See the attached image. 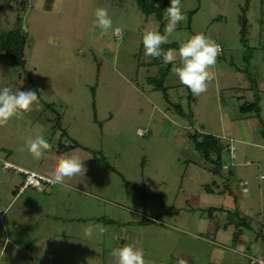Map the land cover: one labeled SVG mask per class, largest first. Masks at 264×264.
Segmentation results:
<instances>
[{
  "label": "rangeland",
  "instance_id": "rangeland-1",
  "mask_svg": "<svg viewBox=\"0 0 264 264\" xmlns=\"http://www.w3.org/2000/svg\"><path fill=\"white\" fill-rule=\"evenodd\" d=\"M20 1L0 0V32L16 16L25 32L24 65L0 59V89L36 91L38 106L0 127V264H115L111 249L126 243L147 264L264 261V0L248 1L243 42L245 0H181L187 18L162 45L177 53L175 66L180 43L196 33L220 45L215 79L191 99L173 64L144 56L143 32L163 34L167 22L159 29L135 0H45L43 8L26 0L24 10ZM97 7L108 9L107 32L90 31ZM164 71L166 98L154 88ZM255 99L257 116L239 111ZM195 133L214 136L218 155L203 159ZM37 135L51 145L39 160L25 143ZM73 151L91 154L83 178L21 191L16 168L50 178L57 158ZM238 231L248 247L229 251ZM53 236V247L39 249Z\"/></svg>",
  "mask_w": 264,
  "mask_h": 264
},
{
  "label": "clouds",
  "instance_id": "clouds-1",
  "mask_svg": "<svg viewBox=\"0 0 264 264\" xmlns=\"http://www.w3.org/2000/svg\"><path fill=\"white\" fill-rule=\"evenodd\" d=\"M44 2L45 0H37L35 6L43 8ZM56 10L59 11V9ZM94 16L95 20L90 31L99 28L102 32H107L112 29L113 22L107 8L97 7ZM163 18L167 22L163 34L158 29L143 32L144 56L146 58H162L165 65L173 64L172 72L178 77L180 83L191 91L193 96L205 93L208 84L216 76L212 69L217 63L220 45L204 33H196L185 42L180 43L178 55L181 63L180 66H175L177 53L172 49L164 51L162 45L172 42L170 37H172L177 26L187 18L182 11L181 0H170L163 11ZM48 43L57 46V38L49 36ZM34 104L38 106L36 91L17 90L13 92L8 87L0 89V127L6 126L14 117L22 119L26 112L32 110ZM25 143L27 150L36 160L43 158L45 151L51 147L42 135H37L34 139H28ZM23 150L24 147L22 146L20 151ZM90 155L81 157L75 151L60 155L50 171V183L64 184L65 178H83L87 171L83 161L89 158ZM259 179L264 181V175H261ZM96 230L101 235L107 231L103 225H96ZM92 232L93 228L91 226L85 229V235L88 237L92 236ZM110 256L115 259V264H147L143 250L131 243L112 248ZM177 264H187V261L178 258Z\"/></svg>",
  "mask_w": 264,
  "mask_h": 264
},
{
  "label": "trees",
  "instance_id": "trees-1",
  "mask_svg": "<svg viewBox=\"0 0 264 264\" xmlns=\"http://www.w3.org/2000/svg\"><path fill=\"white\" fill-rule=\"evenodd\" d=\"M248 1L249 0H245L244 6L241 7L242 26L239 30V33H240V39L242 42L245 41L244 34H245L246 20H245L244 11L246 9ZM156 2L157 0H135V3L137 7L139 8V10L145 15L152 13L155 19L158 21V25H159L158 28L162 29L166 22L163 18V11L168 6L169 2L167 0H164L162 4H156ZM19 3L20 5H24L23 7V10H24L25 5H26V0H21ZM3 7H7L8 9L12 8L11 5H5ZM193 11L195 10L190 11V13H192ZM20 25H21V21L19 19V16H16L14 26L9 29L1 30L0 32V59L8 66L23 67L24 65L22 54H23L24 43H25V32H24V29ZM170 45H173V43ZM164 75H165V71L161 73V76L159 77L158 81L154 84V88L156 90L162 91L163 96L166 98V88L162 85ZM150 79H154V78H150ZM186 89H187V96L189 97V99H191L192 98L191 91L187 87ZM239 111L242 114L254 113L257 116L259 114V106L257 104V100L255 99L254 102H249V103L241 105L239 107ZM61 133L65 135L64 131H62ZM146 133H147V130H146ZM189 138L191 140L193 139L192 140L193 148L201 153V155L203 156V159L209 160L211 151L216 152V154L218 155L220 146L217 145L216 140L214 139V136L209 135V136H206L203 140H197L196 133H195V134L189 135ZM71 145L76 146L77 143L72 142ZM208 211L209 213H211L213 211V208H209ZM235 236L236 234H234L233 237Z\"/></svg>",
  "mask_w": 264,
  "mask_h": 264
},
{
  "label": "built area",
  "instance_id": "built-area-1",
  "mask_svg": "<svg viewBox=\"0 0 264 264\" xmlns=\"http://www.w3.org/2000/svg\"><path fill=\"white\" fill-rule=\"evenodd\" d=\"M145 133H146V130L144 129L137 130V134L144 135ZM16 169L24 175L22 178L21 186H20L21 191H23L24 189L28 187L40 189L42 188V185H41L42 183L43 184L50 183V178L47 176L41 175L31 170H25L22 168H16ZM249 263L250 264H264V261L257 259V258L250 257Z\"/></svg>",
  "mask_w": 264,
  "mask_h": 264
},
{
  "label": "crops",
  "instance_id": "crops-1",
  "mask_svg": "<svg viewBox=\"0 0 264 264\" xmlns=\"http://www.w3.org/2000/svg\"><path fill=\"white\" fill-rule=\"evenodd\" d=\"M22 169H25V168H22ZM25 170H29V169H25ZM31 171H34V170H31ZM36 172V171H35ZM38 173V172H37ZM52 185V184H51ZM214 211V213H216V211L217 210H213ZM213 211L210 213V216H209V218H212V219H209L208 221L209 222H212L213 221ZM221 212V211H220ZM74 219V218H73ZM73 219H71V218H69V220H73ZM225 219H227V216H222V218H221V220H225ZM78 222V221H77ZM206 222V221H205ZM240 234V232L238 231V234L235 236V241H234V243H236L235 245H233V247H235V248H228L229 249V251H232V252H236V250H242V248H244V247H248V246H246V244H245V241H244V239H245V237L244 236H241V235H239ZM233 235H234V232H233V234H232V238H233ZM237 238V239H236ZM53 239H54V236L52 237V239H49L48 240V242H47V244H45V242H44V245L43 244H41L39 247V249H42V248H45V247H47V246H49V247H53V243H54V241H53ZM233 239V240H234ZM238 239H241L242 240V245H239L238 243ZM5 243L7 244V243H9V240H7V241H5V238L2 240V244H1V248L5 245ZM12 245H13V243H12ZM45 246V247H44ZM244 250V249H243ZM221 251V250H220ZM240 252H242V251H240ZM247 256V255H246ZM245 256V257H246ZM221 257V255H219V258Z\"/></svg>",
  "mask_w": 264,
  "mask_h": 264
},
{
  "label": "water",
  "instance_id": "water-1",
  "mask_svg": "<svg viewBox=\"0 0 264 264\" xmlns=\"http://www.w3.org/2000/svg\"><path fill=\"white\" fill-rule=\"evenodd\" d=\"M23 27H24V25H23Z\"/></svg>",
  "mask_w": 264,
  "mask_h": 264
}]
</instances>
